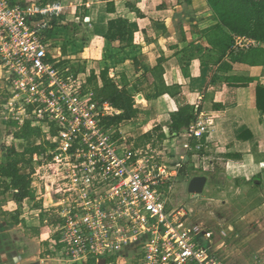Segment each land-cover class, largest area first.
<instances>
[{"label": "built area", "instance_id": "2783aa9c", "mask_svg": "<svg viewBox=\"0 0 264 264\" xmlns=\"http://www.w3.org/2000/svg\"><path fill=\"white\" fill-rule=\"evenodd\" d=\"M59 12L56 4L0 0V70L8 97L4 110L13 119L29 116L54 130L53 144L66 161L61 176L54 175L61 183L80 185L79 195L57 214L54 224L60 248H67L66 258L110 264L113 258L106 257L117 262L116 255L126 249L135 264H223L210 249L211 234L188 227L187 214L167 205L176 169L131 151L126 142H115V129L102 122L120 112L106 102H89L76 88L70 69L50 56L46 33ZM252 45L250 40L236 41L240 49ZM204 125L197 120L181 136L189 145L199 142ZM78 151L86 154L81 157ZM59 156L53 158L58 164ZM95 189L104 190L108 207L84 193Z\"/></svg>", "mask_w": 264, "mask_h": 264}, {"label": "rangeland", "instance_id": "374dc122", "mask_svg": "<svg viewBox=\"0 0 264 264\" xmlns=\"http://www.w3.org/2000/svg\"><path fill=\"white\" fill-rule=\"evenodd\" d=\"M42 1L43 0H32L34 3ZM81 1L83 0H58L54 3L59 7L62 5L66 6V9H60L59 18L54 17L56 18V24L49 36L48 32L50 29H48L46 38L50 41V56H54L56 60H60L62 66H67L70 69V74L76 80V88L88 96L87 100L89 102L94 103L95 93L92 91V85H90L87 80L93 74L98 76L102 69L101 71L92 69L91 60L89 59L90 49L88 53L82 56L84 49L92 47L93 44H95L93 43L96 41L94 36L97 35H94L92 32L91 25L93 23L88 20L89 16L87 15L84 17V13L82 12L83 7H80ZM84 1L90 3L100 0ZM181 1L184 2V0ZM179 2L180 0H178L176 4ZM133 6L139 9L136 4ZM163 6L169 9L170 13L173 14L174 11L172 6L166 4ZM167 6H169V8H167ZM188 10L186 9L187 15H183L180 21L177 20L178 22H173V31H175V29L179 31L181 27L188 28L190 26H196L198 31H200L214 25L212 14L207 7H202L200 12L194 16H192L189 12L190 10ZM126 11L129 10L126 9ZM70 12H72V14H70ZM140 12L142 13V10H140ZM160 20L162 19L160 18ZM149 22L161 34L159 30H163L162 28H164V26L152 19ZM161 23L163 24V22ZM185 32L187 33V38H190L191 31L185 30ZM164 33L159 35L153 31L152 35L150 34L152 42L155 41L156 43L160 36H164ZM135 37L132 45L129 47H122L119 43L114 44V46L104 39L103 44L100 43L99 52L101 53H98L99 57H101L102 54L105 58L109 56L107 59L108 61L104 62L101 68L104 67V69L107 68L109 70V77L119 87L127 83L128 90L132 92V94L133 88L129 87V80H131V83L134 82L132 87L145 89V75L151 78L150 73L144 74V70L141 68L142 65L155 68L158 60L160 58H165L161 56L157 57V55L150 50H144L145 46L142 45V43L145 41L142 40L139 43L138 39L135 40ZM163 39H165V37L161 38L160 41L154 45V50H156V47L164 46L167 56L174 54V50L166 49L167 45L163 43ZM240 39L245 38L235 39V51L240 49L239 46H236V41ZM190 40L191 39L188 41ZM135 41L139 44H136ZM201 43L205 44L204 40H202ZM243 43L244 42L241 43V46H245ZM115 51L118 52L115 53ZM144 52L150 53L149 58L146 57L149 62L145 59L146 61L140 63L136 70L134 61L139 57H143ZM105 58L99 63H103ZM181 62H183V60L180 59L178 65L181 73L185 74L191 62L188 65L184 62V66H182ZM162 63L163 62L160 64L162 70L161 77H163L164 73ZM110 69H116L117 75L113 76ZM124 77L127 78V81L123 80ZM142 83L143 85H141ZM142 95L143 93L137 94L134 98L135 106L139 110L137 118L116 128L114 130L115 135L113 140L115 142H126V146L129 147L131 151L136 150L142 156L145 154L152 155L158 162H160L161 159V162L166 164L170 170L176 169L177 175L171 179L169 184L170 190H168L169 194L165 196L166 199H168L167 205L170 210L177 212L183 211L187 214L188 227L200 230L204 234H211L209 242L210 249L216 252L223 264H264V206H262L264 204V193L261 190L253 189V191L251 185L247 187L244 179L235 180L231 177H226L225 173L221 174L220 172L224 171V169L219 164H215L213 169L209 162L206 163L207 160L205 161L203 157L201 158L204 149L193 148V146L189 145L188 141H185V138L182 137L181 134L160 141L158 138L159 132L150 130L148 132L152 133V138H145L144 136L148 133L145 134L143 132L147 130L145 126L148 125L147 122H149L151 118L144 107L145 103L142 102L143 100L138 99V97ZM177 100L179 104L177 105L175 103L176 108L179 105L188 104L184 97L181 96V90ZM0 101L2 102L0 104V164L5 162L6 148L9 143H12L18 152H23L28 148L26 141L13 139L12 133L8 128V123L18 122V126L29 123L30 128L39 130L40 135L39 137L32 136L30 141L35 144H42L47 148L46 152L40 155L36 162L32 163L33 170L30 174L29 187L30 197L24 200L19 207L13 204L10 193H3V187L0 183V221H2V219L5 222L11 221V217L15 215L17 209L20 214L18 220L27 233L34 234L33 228L39 229L44 233V237L39 239L43 241L32 243V246L36 247V249H32V258L37 257L41 260L50 258L54 260L52 264H102V261L95 263L93 260L86 261L85 259L75 260L66 258L67 248L61 247L58 249L56 246V244L60 243L57 241L54 232L55 225L49 226L48 229L45 228L49 218H58L57 214H60L61 210H66L71 205L75 196L79 195L80 190V185L78 184H72L69 181H64L62 183L61 181H57L61 176L60 171L66 165V161L63 159L64 155L59 151V148H55L56 146L53 144L57 133L54 130L46 129L40 122L32 121L29 116L20 115V120L13 119L11 115L4 110V105L7 103L8 97L6 95L4 74L1 70ZM198 102L199 101H194V103H192L193 105L190 106L196 108L199 106V104H197ZM204 107L205 106L202 108ZM206 108L208 107L206 106ZM51 146L53 148H51ZM200 152L202 153L200 154ZM78 154L82 157L86 153L85 151H78ZM56 155H60L58 158L59 164L53 161ZM56 173H59L58 175L60 176H55L54 174ZM197 176H204L207 178L204 191L200 196L189 195L187 193L188 183L192 178ZM90 192L91 191L84 190L85 194L93 196L98 203H104L105 207L109 206L108 200L105 198L106 195L104 190L95 189L91 193ZM101 198L102 201H100ZM94 206H97L96 208L100 211L104 210V208L99 207L98 204ZM257 207H262L263 209L255 212L254 210ZM121 252L122 253L119 255H116L118 256L117 262L116 257H106L107 259L113 258L110 264H135V260L128 250L122 249ZM36 261H38V259Z\"/></svg>", "mask_w": 264, "mask_h": 264}, {"label": "crops", "instance_id": "0c3cea01", "mask_svg": "<svg viewBox=\"0 0 264 264\" xmlns=\"http://www.w3.org/2000/svg\"><path fill=\"white\" fill-rule=\"evenodd\" d=\"M109 2L114 5L115 12L112 14L105 12L106 2L104 1L90 3L84 0L81 1L80 7H83L84 17L89 16L88 20L93 23L91 25L92 32L97 35L94 36L96 41L93 43L95 44L84 49L82 53V56H84L90 49L89 59L91 60L92 69H95V71L103 70L104 67L101 68V66L109 58V56L105 58L103 54L99 57L98 54L101 53L99 52L100 43L103 44L107 22L111 19L122 18L131 23H136L138 32L134 35V37L136 36L135 40L138 39L139 43L144 40L145 42L142 43L145 46L144 50L154 52L157 57H165L162 63L164 68L162 78L165 85H178L181 90V96L184 97L189 105H193L194 101H199L197 104L201 107V112L197 120L205 124V135L199 142L196 140L191 141L195 143L193 148L199 144L200 149H204L201 158L203 157L205 161L207 160L206 163L209 162L213 169L215 164H219L224 169V171L220 172L221 174L225 173L226 177H231L235 180L244 179L247 187L251 185L252 190H261L264 193V117L256 107V89L258 86L264 87V66L247 67L235 64L231 71L218 73L217 75V72H215L217 70L216 66L203 67L198 60H194L190 63L187 72L182 74L178 65L179 58L175 57L174 54L167 56L164 46L156 47L157 51L154 50V45L164 37L163 43L167 45V50L177 45L178 30H172L173 22L180 21L183 15H187L186 9L190 10L188 11L192 16L197 15L202 7H206L205 0H190L189 4H185L181 0L178 4H176L178 0H109ZM127 3L136 4L139 10H142L144 17L138 19L134 13L126 11ZM164 4L173 7V14L170 13L169 9L164 8ZM62 6H60L61 10L66 9V6ZM151 19L164 26V30H159L161 34L151 25L149 22ZM153 31L159 35L165 32L164 36H160L156 43L155 41L152 42L150 37ZM185 35H187L186 32ZM189 39L192 41L191 33L187 41ZM110 44L114 45L116 43ZM149 54L144 52V61L149 58ZM103 58H105L103 63H99ZM147 62L149 61L147 60ZM110 71L113 76L117 75L116 69H110ZM232 77H240L249 80V82L244 81L237 86L231 81ZM224 78L230 79L225 81ZM126 79L125 77L123 78V80ZM129 81V87L133 88L134 82L131 83V80ZM145 94H147L146 90L143 95L145 96ZM143 95L141 100L145 103L144 107L151 118L147 122L148 125L145 126L147 130L143 133H151L148 131L161 125L162 133L167 136L166 123L168 122L169 114L177 111L175 101L168 95L146 101ZM218 105L221 107L215 109V106ZM203 106L205 107L202 108ZM260 209L263 208L257 207L254 211L256 212ZM33 229L38 230L36 228ZM42 237H44L43 232L40 234H36L35 231L34 234L27 233L22 228L21 222L18 225H8L7 221L5 222L2 219L0 221V264H52L54 260L49 257V259L43 260L37 257L32 258V249H36V247L32 246V243L43 241L39 240ZM37 259L38 261H36Z\"/></svg>", "mask_w": 264, "mask_h": 264}, {"label": "trees", "instance_id": "16d2710c", "mask_svg": "<svg viewBox=\"0 0 264 264\" xmlns=\"http://www.w3.org/2000/svg\"><path fill=\"white\" fill-rule=\"evenodd\" d=\"M10 1L26 4L32 2V0ZM56 1L58 0H43L37 4L47 5ZM100 1L106 2V13L112 14L115 12L112 2H109V0ZM189 1L184 0L186 4H189ZM205 2L206 7L212 14L214 25L200 31L196 26L181 27L177 34L178 44L171 48L175 51L174 56L178 58L180 56L179 60H183L181 62L182 66H184V62L188 65L190 62L198 60L203 67L216 66L217 70L215 72H217V75L218 73L231 71L235 64L247 67L264 66V0H205ZM126 9L131 13H135L138 19L144 17L133 4L127 3ZM55 24L56 18H53L50 22L51 28L48 36L52 33ZM185 30L191 31V42L187 41ZM137 32L138 26L136 23L116 18L107 22L104 39L109 43H119L122 47H129L132 45L134 35ZM236 38L248 39L253 41L254 45L235 51L234 42ZM202 40L205 44L201 43ZM164 59L160 58L155 68L142 65L141 68L144 70V74L150 73L151 78L145 75V89L133 87V94L128 90L127 83L119 87L109 77L107 68L103 69L98 76L91 75L87 81L92 85V91L95 93L93 101L106 102L120 112L119 115L103 119L102 123L106 128L116 129L124 123L135 120L139 110L135 106L134 98L135 95L142 94L145 90L147 94L143 97L146 101L168 95L177 105L179 104L177 99L180 95V87L178 85L166 86L161 77L160 64ZM143 61V57L135 59L136 70ZM229 79L224 78L225 81H229ZM231 81L237 86L244 81L249 82V80L240 77H232ZM219 107L221 106H215V109ZM256 107L264 117V87L258 86L256 89ZM200 112V106L194 108L188 104L179 105L176 112L169 114L166 123L168 135L162 133L161 125L156 126L153 132H159L158 138L160 141L165 140L167 137L179 135L197 121ZM8 128L13 139L26 141L28 147L23 152H18L16 147L9 143L6 148L5 162L0 164V183L3 187V193H10L13 204L19 207L24 200L30 197L32 163L36 162L38 157L46 152L47 148L42 144H35L30 141L32 136L39 137L40 135L39 130L30 128L29 123L18 126L17 123L11 122L8 123ZM152 136V133H148L144 137L150 139ZM190 145L194 147L195 143L191 142ZM51 148L53 147L51 146ZM15 212V215L11 217V221L7 222L8 225L19 224L20 214L17 209ZM58 221V219L50 217L45 228L48 229L49 226L58 223ZM34 231L36 234L42 232L39 229ZM56 246L58 249L60 248L59 244H56Z\"/></svg>", "mask_w": 264, "mask_h": 264}, {"label": "water", "instance_id": "95a60500", "mask_svg": "<svg viewBox=\"0 0 264 264\" xmlns=\"http://www.w3.org/2000/svg\"><path fill=\"white\" fill-rule=\"evenodd\" d=\"M138 99L141 100L142 97L139 96ZM206 182H207V178L204 176H197L192 178L188 183L187 193L189 195H195V196L202 195ZM102 264H104L103 261Z\"/></svg>", "mask_w": 264, "mask_h": 264}, {"label": "bare ground", "instance_id": "6f19581e", "mask_svg": "<svg viewBox=\"0 0 264 264\" xmlns=\"http://www.w3.org/2000/svg\"><path fill=\"white\" fill-rule=\"evenodd\" d=\"M143 102V101H142Z\"/></svg>", "mask_w": 264, "mask_h": 264}]
</instances>
